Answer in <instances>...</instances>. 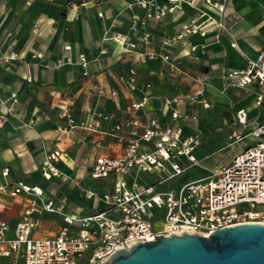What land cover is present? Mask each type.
<instances>
[{
	"label": "crops",
	"instance_id": "1",
	"mask_svg": "<svg viewBox=\"0 0 264 264\" xmlns=\"http://www.w3.org/2000/svg\"><path fill=\"white\" fill-rule=\"evenodd\" d=\"M219 1L225 2L223 13L211 8L207 0H159L174 10L161 19H147V9L133 0H0V186L11 188L21 181L43 189L42 200L36 199L37 209L30 215L33 223L38 222L31 230L32 238L57 235L66 215L87 217L106 209L101 197L112 191L115 177L93 178L91 169L97 156L122 153L124 144L106 131L121 124L124 134L130 136L135 127L129 124L127 107L133 100L148 96L146 106L138 112L142 121L147 114L165 127H180L183 139L199 135L202 144L195 153L199 167L209 174L254 143V137L245 135L255 127L260 114L255 106L258 87H241L228 74L243 69L264 49L263 0ZM201 9L223 27L208 23L205 35L187 34L179 39L183 26L199 18ZM135 19L146 20L143 30L151 34L152 44L145 46L138 40L137 51L129 52L113 38L123 34L135 40ZM148 50L170 54L181 70L173 75L161 73L167 67L160 57L140 62L138 52ZM68 58L72 63L65 64ZM133 66L138 70L135 88L128 79ZM196 78L210 100L208 109L185 98L200 87ZM99 88L106 93L101 95ZM113 90L116 96L110 94ZM13 94L17 95L16 105ZM174 96L183 98L181 104L165 105V98ZM174 109L194 113L197 119L173 120ZM241 109L248 112L245 127L237 120ZM69 111L94 129L76 128L58 142L57 127L68 122ZM110 114L111 120L101 117ZM96 123H101V128ZM234 130L244 136L237 143L241 144L239 150L212 161V156L230 143ZM57 148L62 152L56 163L58 175L48 180L43 174L44 162ZM150 148L152 145H144L142 150ZM32 200L23 195H0L7 238L14 237ZM47 201H53L55 212L43 209ZM54 220L61 222L59 228L52 226ZM0 264L14 263L0 257Z\"/></svg>",
	"mask_w": 264,
	"mask_h": 264
},
{
	"label": "built area",
	"instance_id": "2",
	"mask_svg": "<svg viewBox=\"0 0 264 264\" xmlns=\"http://www.w3.org/2000/svg\"><path fill=\"white\" fill-rule=\"evenodd\" d=\"M133 1L147 9V19H161L174 10L173 6L159 0ZM176 1L169 0L170 3ZM207 4L214 6L221 13L225 11V2L207 0ZM139 22L141 33H138ZM208 23L223 27L221 21L201 9L199 18L184 25V32L178 38L187 34L205 35L208 31L205 26ZM145 25L146 20L135 19L133 30L138 35L135 40L123 34H117L113 40L129 52L137 51L138 40L145 46H150L152 38L148 31L143 30ZM170 42L171 40L168 44ZM138 56L142 63L149 59L162 58L167 70L163 69L161 73L168 72L173 75L176 70H181L179 63L165 52L140 51ZM80 59L81 64L85 65V58L81 56ZM69 63H72L71 58L65 62ZM128 74L129 83L135 88L137 68L131 67ZM228 76L241 87H258L255 106L260 110V114L255 121V127L245 135H251L256 142L208 176L183 183L178 187L176 194L177 183L171 186L172 182L188 169L200 165L195 151L201 146L202 139L199 135L183 139L180 127H165L159 120L147 114L142 121L138 112L146 106L148 96L145 95L140 101L133 100L127 107L129 124L135 127L130 131V136L124 134L121 124H116L106 131L119 143L124 144L122 153L119 156H97L91 169L93 178L115 177L112 191L101 197L106 209L87 217L66 215L65 224L57 235L32 238L31 230L38 222L33 223L30 215L37 209L36 199L42 200L43 189L39 185L21 181L11 188L8 185L0 186V195L4 193L33 197L25 210L22 222L14 231L13 238H7L8 224L1 216L0 210V257L9 258L14 264H19V260H22L20 264H95L140 241H154L160 234L170 236L188 232L210 235L215 230L228 226L264 223V210H257V207L264 206V49L256 59L249 60L243 69L232 71ZM194 81L200 87L185 98L208 109L211 103L205 95L203 83L200 78ZM147 87H150V84ZM99 93L104 95L106 91L99 88ZM110 94L116 96L117 92L113 90ZM12 99L16 105L17 95L13 94ZM182 99L181 96L168 97L164 103L172 107L181 104ZM67 116L68 122L57 127L58 142L64 134H72L76 128H90L85 121H77L70 111ZM101 117L103 120H111L113 114ZM172 119L194 121L197 115L174 109ZM237 120L245 127L248 123V112L245 109L239 110ZM96 126L101 128V123H96ZM243 138V135L234 130L226 147L236 145ZM144 145H152V148L142 150ZM97 146L100 147L101 144L98 143ZM61 154V150L57 148L47 155L43 170L46 179L50 180L53 175H58L56 163ZM143 175L147 177L142 178ZM89 195L93 196L95 193L90 192ZM42 206L47 212L56 211L53 201L44 202ZM156 223L159 225L158 229Z\"/></svg>",
	"mask_w": 264,
	"mask_h": 264
},
{
	"label": "water",
	"instance_id": "3",
	"mask_svg": "<svg viewBox=\"0 0 264 264\" xmlns=\"http://www.w3.org/2000/svg\"><path fill=\"white\" fill-rule=\"evenodd\" d=\"M102 264H264V223L228 226L208 236L160 234L116 251Z\"/></svg>",
	"mask_w": 264,
	"mask_h": 264
},
{
	"label": "rangeland",
	"instance_id": "4",
	"mask_svg": "<svg viewBox=\"0 0 264 264\" xmlns=\"http://www.w3.org/2000/svg\"><path fill=\"white\" fill-rule=\"evenodd\" d=\"M262 2H263V10H264V0ZM252 140H254V139H246V141H249V142H251ZM254 142H256V141H254ZM240 146H241V144H236L234 146L226 147L223 150L218 151L214 156H212V161L213 160H223L225 157H229L233 153L234 150H237V149L239 150ZM208 174H209L208 172L202 170L199 166L192 167V168L188 169V172L184 173L182 176L175 179L172 182L171 186H175V184L177 183V187L175 189V193L177 194L179 191L178 187L181 186L184 182H186L188 180H192L194 178H197L198 176L208 175ZM70 194H71L72 199H75L73 193H70ZM257 210L263 211L264 206L261 205V206L257 207ZM161 219H163V218H161ZM51 224H52V226H57V228H59V226L61 225V222L59 220H54V222L52 221ZM156 228L157 229L159 228L158 223H156Z\"/></svg>",
	"mask_w": 264,
	"mask_h": 264
},
{
	"label": "bare ground",
	"instance_id": "5",
	"mask_svg": "<svg viewBox=\"0 0 264 264\" xmlns=\"http://www.w3.org/2000/svg\"><path fill=\"white\" fill-rule=\"evenodd\" d=\"M211 8H214V6H211V5H209ZM207 8V7H206ZM250 10V9H249ZM214 12V11H213ZM250 12V11H249ZM218 15H219V12H218ZM220 16V15H219ZM219 16H217L218 18H219ZM200 235H202V236H207L208 234L207 233H202V234H200ZM110 257V256H109ZM109 257H105V258H103V259H101V260H99L98 262H96L95 264H102L106 259H108Z\"/></svg>",
	"mask_w": 264,
	"mask_h": 264
}]
</instances>
